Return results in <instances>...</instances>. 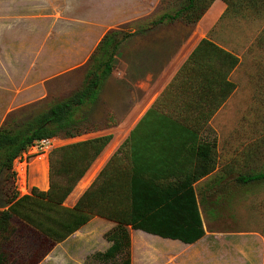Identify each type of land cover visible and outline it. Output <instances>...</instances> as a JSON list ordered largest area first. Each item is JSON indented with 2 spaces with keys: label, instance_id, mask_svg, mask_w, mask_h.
Instances as JSON below:
<instances>
[{
  "label": "crops",
  "instance_id": "0c3cea01",
  "mask_svg": "<svg viewBox=\"0 0 264 264\" xmlns=\"http://www.w3.org/2000/svg\"><path fill=\"white\" fill-rule=\"evenodd\" d=\"M159 2L162 0H0V32H7L3 34L6 35L7 40L0 38V46L2 45L0 75L12 74L15 79L23 82L24 87L19 89L20 93H23L20 98L25 101L22 104L42 99L46 95L44 82L51 78L50 70L56 71L54 76L57 77L71 72L74 78L81 82L87 59L102 34L118 23L149 16L155 11ZM225 7L226 4L222 0H212L194 24H185L176 20L129 35L117 50V52L121 51L120 65H115L103 81L94 105L101 100L113 101L116 97L121 101V105L129 103L125 93H116L112 97V93L109 92L111 88L108 90L106 88L108 85L114 87L113 82L116 79H113V73L117 68H119L120 79L145 81V87L150 88L146 92L147 98L152 95L151 93L162 91L166 82L178 73L180 66H182L179 69L181 74L176 75L177 84L183 86L182 89L179 88L180 93L186 95V91L189 90V93L192 92L190 94L205 95L211 90V93L215 92L218 95L219 92L212 87V81L214 79L222 81L225 64L222 65L220 72L212 71L213 76L202 74L187 80L184 78L186 70L199 68L203 64H200L201 62L183 63L198 40L205 37L210 26L224 12ZM219 46L224 49L223 46ZM204 65L210 68L207 64ZM233 69L230 70L226 80L232 81L230 73ZM176 100L174 105L164 108L165 111L178 114L176 117L166 115L160 109L152 108V102L132 125H128L131 126L126 132H117L119 135L122 134L118 143L122 144L124 141L125 145L117 163L122 176H124V170L160 177L202 175L193 183L195 187L200 186L202 180L219 170L217 167H219L220 139L217 137L194 138L185 133L186 129L202 126L201 113L211 108L209 103L206 107V104L200 100H192L191 103L186 100L178 99L179 102ZM221 105L214 113H217ZM124 110L127 111L128 108ZM150 110L161 119L142 121ZM194 113L198 116L189 115ZM90 134L89 130L72 137H62V141L63 144L81 141L92 138ZM113 142V140L108 141L102 147L63 199V206L71 207L91 183L118 147L117 143ZM199 143H203L200 148L197 146ZM200 152L204 154L203 160ZM210 156L214 157V168L204 172ZM24 180V193H29L26 191L30 187L41 191L48 188L47 151L28 162ZM18 195L21 194L18 193ZM0 200V209H3L7 205L3 201V195ZM198 208L200 213V206ZM200 218L203 234L193 242L184 243L178 239L165 238L181 243L188 249L186 252L189 251L184 259H180L177 252H172L176 263L187 264V261L188 264H264L262 234L247 230H207L201 215ZM113 225V220L97 214L92 215L63 240L48 242V248L42 253L41 258H43L37 264H41L45 257L52 256L54 252L64 256L73 249L83 253L92 250L104 251L109 242L102 234ZM126 227L128 234L130 230H140L132 229L128 225ZM140 231L147 235L158 236ZM7 251L14 258H22L21 255L14 253L10 246ZM29 257H31L30 252L22 259L27 260Z\"/></svg>",
  "mask_w": 264,
  "mask_h": 264
},
{
  "label": "trees",
  "instance_id": "16d2710c",
  "mask_svg": "<svg viewBox=\"0 0 264 264\" xmlns=\"http://www.w3.org/2000/svg\"><path fill=\"white\" fill-rule=\"evenodd\" d=\"M211 1L168 0L161 9L142 19L128 22L124 29H108L90 53L83 78L76 87L60 97L50 99L44 108L38 109L34 104H26L6 113L0 123V190L3 201L7 203L5 208L0 209V264H35L42 255L38 254L40 249H34L27 260L12 257L7 248L15 235L29 232L39 242L38 246L44 243L48 248V242L63 240L94 214L114 221V225L102 234L109 242L108 246L103 252L94 253L95 258L102 261L116 254H124L121 264H130L129 244L133 243V238L131 235L129 240L127 225L132 229L178 239L184 243L193 242L203 234L198 206L201 205L200 200L206 199L205 203L208 202L210 195L223 198L227 181H224L226 169L223 170L222 166L202 180L200 186L194 187L193 183L202 175L160 177L124 170L122 176L117 164L120 158L113 153L76 202L71 207L62 205L65 196L109 140V134L50 149L48 188L45 191L30 187L29 193L18 195L15 191L8 192L1 187L4 180L12 177L13 159L34 140L53 135L72 137L89 131L80 128L79 123L114 67L115 55L125 38L135 32L176 20L194 24ZM222 1L226 3V0ZM201 51H206L208 59L218 57L222 65L225 64L222 81H212L217 85L216 91L219 94L212 92V107L207 113H201V117H204V113L206 117L234 88V83L226 80V76L237 63V57L201 38L183 64L192 62L191 55ZM207 66L213 69L211 64ZM205 99L206 95L198 97V100ZM216 99L217 102L213 104ZM185 133L198 138L194 129H186ZM203 143L197 146L200 148ZM210 146L212 148L213 145ZM200 157L203 160L202 152ZM214 163V157L210 156L204 172L211 171ZM233 180L239 184L264 180V169L238 174ZM215 201L212 200L213 205H216ZM207 209L211 214L214 211V208Z\"/></svg>",
  "mask_w": 264,
  "mask_h": 264
},
{
  "label": "rangeland",
  "instance_id": "374dc122",
  "mask_svg": "<svg viewBox=\"0 0 264 264\" xmlns=\"http://www.w3.org/2000/svg\"><path fill=\"white\" fill-rule=\"evenodd\" d=\"M167 3L168 0L159 2L155 11L161 9ZM225 4L224 12L214 21L205 37L202 38L209 40L218 47H220L219 45L223 46L225 51L237 57V63L230 73L234 88L231 90L232 92L230 91L231 93L229 92L230 94L228 93L229 95L223 100L224 102L222 101L223 104L222 102L218 104L212 113L206 117L207 112L204 113L202 126L193 129L198 137L208 139L217 137L220 139L218 144V166H222L223 170L226 169V175H223V178L225 182L227 181V185L223 189V198L210 195L208 203H205L206 199L200 200V215L207 230L257 231L264 237V180L252 181L246 184H239L233 180L238 174L257 172L264 169V0H226ZM127 23H118L113 28L121 27L124 29V25ZM0 33V38L7 40L6 35H3L7 32L1 31ZM0 49H2V45ZM118 52L114 58V67L120 65L121 51L120 54ZM206 54V51H201L191 55L190 61H192V64L199 61L203 65L199 68H188L184 78L191 80L193 76L199 77L202 74L213 76V72L221 71V59L218 57L208 59ZM208 60H211V67L215 70L205 67L204 64L210 66ZM179 68L181 69V67ZM50 71L51 78L46 83L44 82L46 95L42 99L27 104H34L39 107L38 109L44 108L50 99L60 97L61 95L58 96V94H64L80 82L74 78L71 72L57 77L54 76L57 73L56 71ZM114 71H116L113 73V79H116L113 82L114 87L108 85L106 88L107 90L111 88L109 92L112 93V97L116 93H125L129 103L121 105V101L117 97V100H101L95 105L93 102L90 106L92 108H87L85 117L80 121L79 127L90 130L91 137L109 134L108 141L113 140V143H117L118 147L115 149L114 155H118L119 158L125 145L118 143L122 134L119 135L117 132H126L147 105L153 102L157 93L152 108L160 109L161 112L172 117H176L178 114L165 111V106L174 105L176 99L177 102L179 100L190 102L198 100L199 97V95L190 94L192 92L189 93V90L186 91V95L180 93L179 88L182 89L183 86L177 84L176 81V75L181 74L179 69L178 73L176 72L177 74H174L175 76L166 82L162 91L151 93L152 95L149 98H147L146 92L150 88L145 87V81L120 79L119 68ZM212 85L216 89L217 85ZM23 87V82L15 79L12 74L0 75L1 122L8 111L26 105L22 104L25 101L20 98L23 93H20L19 89ZM209 91L205 94L206 99L200 100L206 104V107L208 105L212 107V93L211 90ZM215 102H217V99L213 101V104ZM207 103L209 104L207 105ZM220 105L221 107L217 113H214ZM126 107L128 108L127 111L124 110ZM189 115L198 116L195 113ZM158 119L161 118L150 110L142 121ZM129 124L131 125L128 126ZM116 125H119V127H116ZM14 178L12 175L11 178L4 180L1 188L8 192L15 191L24 194V188L21 187L23 185L22 178H18L17 183ZM205 193L207 192L205 191ZM197 196L199 198L200 194ZM1 198L2 193L0 190ZM214 199L216 205H213L212 200ZM211 207L214 208L212 214L207 209H212ZM130 235L133 238V245L129 244L130 264H178L171 253L177 252L180 259L186 258L185 255L189 253V251L186 252L188 249L177 241L147 235L140 230H130L129 238ZM97 239L99 241L98 237ZM38 245L37 239L25 231L15 235L9 246L11 250L15 251L14 253L21 255L23 258L34 249H40L38 254H42L44 249L47 250L46 244L41 243L40 246ZM78 251L75 249L69 250L68 255L64 256L54 252L52 256L45 257L41 264H121V259L124 256V254H116L113 258L102 261L95 258L94 253H96V250L87 253ZM41 256L35 264L40 262L43 258ZM186 263L188 264L187 261Z\"/></svg>",
  "mask_w": 264,
  "mask_h": 264
},
{
  "label": "built area",
  "instance_id": "2783aa9c",
  "mask_svg": "<svg viewBox=\"0 0 264 264\" xmlns=\"http://www.w3.org/2000/svg\"><path fill=\"white\" fill-rule=\"evenodd\" d=\"M61 144H63L62 137L54 135L36 139L31 144H29L12 161L11 171L13 177H15V182H18V178H22L23 185L21 187L25 188L24 176L26 173L27 164L30 161L29 159L39 156L41 153L46 152Z\"/></svg>",
  "mask_w": 264,
  "mask_h": 264
}]
</instances>
